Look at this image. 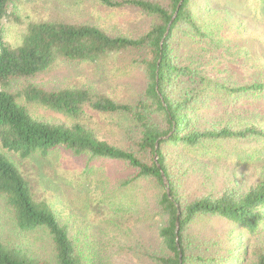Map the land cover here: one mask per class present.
<instances>
[{
	"label": "trees",
	"instance_id": "obj_1",
	"mask_svg": "<svg viewBox=\"0 0 264 264\" xmlns=\"http://www.w3.org/2000/svg\"><path fill=\"white\" fill-rule=\"evenodd\" d=\"M88 1L135 10L153 22L137 37L91 25L30 24L21 44L12 47L2 30L11 0H0V196L15 226L31 236L42 234L51 248L48 259H39L0 240V264H118L113 252L90 259L72 222L37 202L3 153L29 159L60 149L127 168L97 193L95 210L118 230L129 215L148 235L138 249L130 248L142 264H264V173L245 190L206 192V163L192 156L233 151L240 157L251 146V166L260 154L264 0ZM110 59L116 60L110 74L129 91L126 102L86 87L48 90L26 83L14 91L19 81L63 63L105 66ZM23 101L72 124L38 120ZM88 112L127 121L123 145L102 140L81 123ZM196 170L199 182L190 180ZM118 214L119 221L112 220ZM127 231L136 237L132 228Z\"/></svg>",
	"mask_w": 264,
	"mask_h": 264
},
{
	"label": "rangeland",
	"instance_id": "obj_2",
	"mask_svg": "<svg viewBox=\"0 0 264 264\" xmlns=\"http://www.w3.org/2000/svg\"><path fill=\"white\" fill-rule=\"evenodd\" d=\"M48 22L91 25L111 35L137 37L151 26L153 20L135 10L108 8L88 0H11L7 16L2 22L4 42L12 47L19 46L28 25ZM115 64V59H110L105 66L66 62L29 82L19 81L14 91L27 86L26 83L37 84L48 90L86 87L98 93L114 95L117 100L126 102L129 91L126 86H119L112 77ZM23 104L38 120L72 124L71 119L43 106L26 104L24 101ZM80 122L96 130L102 140L116 146L123 145L124 131L129 124L121 116L100 115L95 112H88ZM243 149L240 157L233 151L224 152L221 157L192 155L196 161L201 159L206 163V192L227 187L245 190L257 182L264 173V145L259 148L260 154L252 157L256 162L251 166L246 155L251 156L253 148L247 146ZM3 153L27 180L36 201L49 204L62 222H72L75 237L83 244L90 259L97 262L106 251L114 253L113 260H117L118 264L143 263L130 249H138L140 240L148 237L147 234L143 236L139 225L133 226L132 218L123 215V225L118 230L110 223H103L106 219L95 210L94 200L97 193L102 195L104 192L107 180H115L126 173L127 168L122 163L91 160L87 156H77L64 149L55 150L46 157L37 154L29 159H21L5 151ZM250 161L253 160L250 158ZM197 172L198 170L190 174V180L199 182L200 174ZM113 216L112 220L119 221L121 214ZM128 228H132L135 238L129 236ZM40 238V233L31 236L15 226L5 201L0 196V240L3 245L39 259H48L51 248L47 240L42 238L40 241Z\"/></svg>",
	"mask_w": 264,
	"mask_h": 264
},
{
	"label": "water",
	"instance_id": "obj_3",
	"mask_svg": "<svg viewBox=\"0 0 264 264\" xmlns=\"http://www.w3.org/2000/svg\"><path fill=\"white\" fill-rule=\"evenodd\" d=\"M176 15H177V14H176ZM174 16H175V15H174ZM175 17H176V16H175ZM175 17L173 18V20L175 19ZM173 20H172V21H173ZM170 25H171V24H170ZM170 25H169V28H170ZM164 181H165V184H166V186H167V190H169V186H168V181H167V179L165 178Z\"/></svg>",
	"mask_w": 264,
	"mask_h": 264
}]
</instances>
